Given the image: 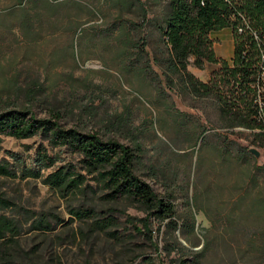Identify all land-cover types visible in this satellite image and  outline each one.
Segmentation results:
<instances>
[{"label": "rangeland", "instance_id": "rangeland-1", "mask_svg": "<svg viewBox=\"0 0 264 264\" xmlns=\"http://www.w3.org/2000/svg\"><path fill=\"white\" fill-rule=\"evenodd\" d=\"M50 4L56 9L50 20L54 25L34 22L28 34L15 21L19 6L12 10L8 2L0 1V109L26 108L39 118L55 117L66 128L96 133L132 148L140 146L136 173L159 196H170L179 227L169 229L168 221L150 216L129 200L109 202L98 188L95 195L63 196L40 179L0 177V196L15 204L4 213L21 224L13 242L2 245L6 255L0 256V264H183L182 259L196 264L194 255L182 251L178 243L193 253L204 252L201 264H264V212L260 206L257 211L247 208L256 199L264 200V179L254 182L246 172L249 166H264V148L253 142L252 133L221 128L226 121L212 96L198 99L178 81L170 86L165 70L153 59L149 62L148 56L136 62L139 50L129 48L122 33L123 20L139 27L135 11L120 13L121 8L108 0H51ZM30 5L25 2L23 7L33 13ZM150 5L151 16L160 18L164 5L152 1ZM138 27L131 28L130 37L137 42L146 36L147 52L154 58L160 44L158 32L148 26L142 30L147 32L144 35ZM193 63L191 58L189 71L208 82L219 69L205 63L201 70ZM141 65L148 67L144 81L134 71ZM157 118L169 132L176 121L185 122L174 148L157 126ZM193 128L213 140L220 134L231 150L255 148L260 158L250 153L252 158L233 159L237 167L228 177L207 172L210 154L204 152L202 169L203 161L197 163V149L192 147L194 140L186 133ZM196 142L199 147L202 139ZM41 145L48 147L41 136L4 138L0 160L14 164L6 154L9 151L34 166ZM49 152L58 161L43 171L45 176L69 164L85 174L78 155L65 148ZM212 159L219 167L221 160ZM218 180L226 184L207 190V183L217 185ZM191 183L198 185V210L188 204L196 191ZM81 206L95 209L101 219L109 217L113 227L97 230L93 221L72 219L71 209ZM40 219L50 222L52 230L34 229Z\"/></svg>", "mask_w": 264, "mask_h": 264}, {"label": "trees", "instance_id": "trees-1", "mask_svg": "<svg viewBox=\"0 0 264 264\" xmlns=\"http://www.w3.org/2000/svg\"><path fill=\"white\" fill-rule=\"evenodd\" d=\"M0 1L8 2L12 10H15L16 5L19 6L20 14L15 21L20 24L25 33H32L34 22L39 25L44 22L54 25L50 20L56 9L51 6V0H41L40 4L39 0ZM108 1L114 6H119L120 13L123 10L135 11L138 15L140 28L128 20L122 21L125 43L129 48L139 50L140 58L136 62L141 63L148 56L149 62L153 59L158 68L165 70L164 73L167 75L170 86L171 84L175 85V82L178 81L185 91L198 99L212 96L222 119L226 121L221 128L247 130L252 133L253 142L264 148V121L257 117V110L254 107L255 87L258 83L261 84L264 74V0ZM151 1L153 5H164L165 9L160 18L155 15L151 16ZM25 2L31 4L30 8L33 13L23 7ZM148 26L159 34L160 44L156 48L158 51L153 55L154 58H150L149 52H147L149 41L146 36L139 37L137 42L130 37L132 27L146 31L145 27ZM226 28L232 30L235 42L234 57L231 62L216 57L213 49L214 41L211 39L212 33ZM239 28H243V33L238 32ZM144 31L142 32L144 33ZM144 35H147V32ZM127 54L129 55L128 52ZM129 57H132L131 52ZM191 58L194 59L193 65L201 70L205 63L219 66L210 82H201L189 71ZM127 69L130 70V68ZM134 71L142 81L147 79L148 67L145 65L134 68ZM156 124L161 127L162 133L172 148H174L173 144L179 141L178 136L182 135L186 125L184 121H176L172 127L173 132H169L160 118L156 119ZM186 133L189 139L194 140L192 147L197 149V163L203 161L202 169H204L205 163L204 152L210 154L211 165L204 169L207 172H222L228 177L237 167V164L231 162L233 159L237 161L246 157L252 158L250 149L237 147L235 150H231L226 147L220 134H216L218 139L213 140L212 136L205 135L206 132L200 135L194 128ZM36 136H41L48 143V147L41 145L37 149L33 161L34 166H28L18 154L7 151L6 154L14 161V164L8 160H0V177L40 179L44 185L63 196L95 195L98 188L105 192L103 198L107 201L129 200L140 206L150 216L162 222L168 221L169 229H178L176 207L170 196H159L150 184L136 173L140 158V146L132 148L115 140H104L96 133L84 132L77 128H66L59 119L55 117L39 118L33 111L26 108L15 106L0 109V155L3 152L4 138L27 140ZM200 139L202 142L198 147L196 140L200 141ZM50 148H65L72 154L78 155L80 169L85 174L79 172L76 166L69 164L61 166L45 176L43 171L54 167L58 161L57 156L50 154ZM212 156H217L221 160L219 167L214 165ZM246 172L254 182L259 178L264 179V166H249ZM88 177L92 178L96 187L88 183ZM216 184L207 183V190L222 186L226 184V181L218 180ZM191 186L196 188V191L194 198L191 199L193 202L191 203L190 200L188 204L191 206L193 204L194 208L198 210L196 207V196L199 197L198 185L191 183ZM14 206V202L0 196L1 257L6 255L2 245L6 241L13 242L14 237L21 232L19 221L4 213ZM259 206L263 214L264 200L256 199L247 208L252 210L254 207L257 211ZM71 215L74 220L93 221L94 228L97 230L109 229L114 225L109 217L101 219L100 213L85 206L71 209ZM193 227V225L189 226L190 229ZM34 229L45 233L52 230V224L47 220L40 219L35 222ZM111 235L115 236V233L112 232ZM178 245L182 251L194 255L196 264L202 263L204 252L193 253L180 243ZM186 262L185 259L181 260L183 264Z\"/></svg>", "mask_w": 264, "mask_h": 264}, {"label": "crops", "instance_id": "crops-1", "mask_svg": "<svg viewBox=\"0 0 264 264\" xmlns=\"http://www.w3.org/2000/svg\"><path fill=\"white\" fill-rule=\"evenodd\" d=\"M211 39L214 41L213 49L216 57L231 62L234 57L235 42L231 29H223L211 34ZM198 80L207 83V78H201L194 71H190Z\"/></svg>", "mask_w": 264, "mask_h": 264}, {"label": "built area", "instance_id": "built-area-1", "mask_svg": "<svg viewBox=\"0 0 264 264\" xmlns=\"http://www.w3.org/2000/svg\"><path fill=\"white\" fill-rule=\"evenodd\" d=\"M238 32L243 33V28H239ZM254 107L257 110V117L264 121V74L261 84L258 83L255 87Z\"/></svg>", "mask_w": 264, "mask_h": 264}, {"label": "water", "instance_id": "water-1", "mask_svg": "<svg viewBox=\"0 0 264 264\" xmlns=\"http://www.w3.org/2000/svg\"><path fill=\"white\" fill-rule=\"evenodd\" d=\"M249 151H250V153H251L252 155H254L256 158H260L261 153H260L257 149L252 148V149H250Z\"/></svg>", "mask_w": 264, "mask_h": 264}]
</instances>
